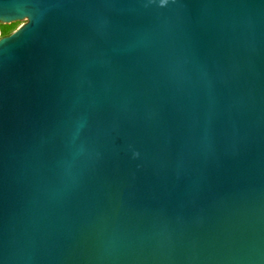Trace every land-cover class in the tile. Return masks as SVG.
<instances>
[{"label":"water","instance_id":"obj_1","mask_svg":"<svg viewBox=\"0 0 264 264\" xmlns=\"http://www.w3.org/2000/svg\"><path fill=\"white\" fill-rule=\"evenodd\" d=\"M0 264H264V0H0Z\"/></svg>","mask_w":264,"mask_h":264},{"label":"trees","instance_id":"obj_2","mask_svg":"<svg viewBox=\"0 0 264 264\" xmlns=\"http://www.w3.org/2000/svg\"><path fill=\"white\" fill-rule=\"evenodd\" d=\"M17 28V23L0 24V37L10 35Z\"/></svg>","mask_w":264,"mask_h":264},{"label":"rangeland","instance_id":"obj_3","mask_svg":"<svg viewBox=\"0 0 264 264\" xmlns=\"http://www.w3.org/2000/svg\"><path fill=\"white\" fill-rule=\"evenodd\" d=\"M25 22H26L25 20H21V21L16 22L17 23V27L23 25Z\"/></svg>","mask_w":264,"mask_h":264}]
</instances>
